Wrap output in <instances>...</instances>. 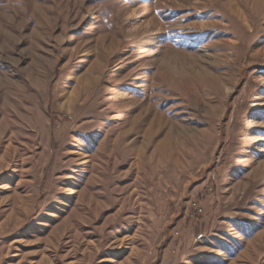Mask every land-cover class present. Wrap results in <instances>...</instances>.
I'll use <instances>...</instances> for the list:
<instances>
[{
    "label": "rangeland",
    "instance_id": "obj_1",
    "mask_svg": "<svg viewBox=\"0 0 264 264\" xmlns=\"http://www.w3.org/2000/svg\"><path fill=\"white\" fill-rule=\"evenodd\" d=\"M229 2L0 0V264H264V0Z\"/></svg>",
    "mask_w": 264,
    "mask_h": 264
},
{
    "label": "bare ground",
    "instance_id": "obj_2",
    "mask_svg": "<svg viewBox=\"0 0 264 264\" xmlns=\"http://www.w3.org/2000/svg\"><path fill=\"white\" fill-rule=\"evenodd\" d=\"M229 4H230L231 6H234L235 9H236L237 11L240 12V8H239V2H238V0H230ZM240 13H241V12H240Z\"/></svg>",
    "mask_w": 264,
    "mask_h": 264
},
{
    "label": "built area",
    "instance_id": "obj_3",
    "mask_svg": "<svg viewBox=\"0 0 264 264\" xmlns=\"http://www.w3.org/2000/svg\"><path fill=\"white\" fill-rule=\"evenodd\" d=\"M201 210V209H200Z\"/></svg>",
    "mask_w": 264,
    "mask_h": 264
}]
</instances>
